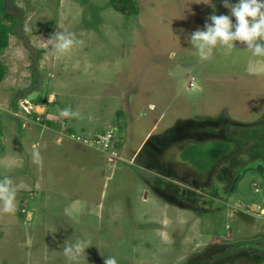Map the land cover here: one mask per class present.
<instances>
[{
    "label": "rangeland",
    "instance_id": "1",
    "mask_svg": "<svg viewBox=\"0 0 264 264\" xmlns=\"http://www.w3.org/2000/svg\"><path fill=\"white\" fill-rule=\"evenodd\" d=\"M109 2L3 1L18 28L0 55V178L17 194L0 264H76L63 248L79 239V264H264V57L191 47L223 0H136L134 17ZM62 31L82 41L63 55L47 42ZM113 131L120 156L93 147ZM215 142L231 149L208 166Z\"/></svg>",
    "mask_w": 264,
    "mask_h": 264
},
{
    "label": "clouds",
    "instance_id": "2",
    "mask_svg": "<svg viewBox=\"0 0 264 264\" xmlns=\"http://www.w3.org/2000/svg\"><path fill=\"white\" fill-rule=\"evenodd\" d=\"M207 3L211 4V0ZM223 6L229 10L230 15L210 16V22L205 24L203 30H197L189 37L191 47L195 49L200 59L208 60L219 47L232 50L236 47V42L246 45L253 56L264 57V0H238L235 4L223 0ZM53 37L47 42L61 55L82 43L70 32H56ZM114 131L120 132L119 128ZM122 141L123 138L117 139L115 135L114 147H118ZM16 194L12 179L0 178V210L8 214L14 213ZM89 243L87 239H79L71 244L65 243L63 253L71 261L79 264V258L81 254L86 255ZM104 264H117V261L114 257L105 258Z\"/></svg>",
    "mask_w": 264,
    "mask_h": 264
},
{
    "label": "trees",
    "instance_id": "3",
    "mask_svg": "<svg viewBox=\"0 0 264 264\" xmlns=\"http://www.w3.org/2000/svg\"><path fill=\"white\" fill-rule=\"evenodd\" d=\"M3 1L4 0H0V55L2 54L3 50L9 45L10 35L15 31L16 28H18V17L6 12ZM109 3H110V7H112L115 11H118L119 13L125 16L134 17L139 14L136 5V0H110ZM21 14L23 13L21 12ZM5 20H12V23L6 24ZM4 75H5V69L0 67V81L3 79ZM237 127L240 128L239 126ZM247 135L250 136V133ZM261 135L262 134L260 133V136ZM193 148L194 146L188 147L183 152L185 159L188 158L190 151ZM230 149H231L230 145L222 144L221 142H215L214 146L208 152V155L210 157L209 162L207 161L208 166L216 163L220 158L228 154ZM250 246L253 247L254 244L249 243L248 248ZM260 249L264 251V247L263 248L261 247Z\"/></svg>",
    "mask_w": 264,
    "mask_h": 264
},
{
    "label": "built area",
    "instance_id": "4",
    "mask_svg": "<svg viewBox=\"0 0 264 264\" xmlns=\"http://www.w3.org/2000/svg\"><path fill=\"white\" fill-rule=\"evenodd\" d=\"M71 138L75 139L73 136H71ZM76 140L79 142H83L84 144L88 143L87 139L81 141V139L77 138ZM114 143H115L114 131L112 133H106V134H102V135L100 133L97 135L96 144L93 143L94 144L93 147L98 149V151L102 152L105 155L106 153L110 152L109 148H110V146H112V152H110L111 155H114V156L117 155L118 156V153L114 148ZM91 144H92V142H91ZM108 159H109V157H106V161H108Z\"/></svg>",
    "mask_w": 264,
    "mask_h": 264
},
{
    "label": "crops",
    "instance_id": "5",
    "mask_svg": "<svg viewBox=\"0 0 264 264\" xmlns=\"http://www.w3.org/2000/svg\"><path fill=\"white\" fill-rule=\"evenodd\" d=\"M51 96H53V94H51ZM53 97H54V96H53ZM50 129H51V128H50ZM50 129H49L48 126H46V128H45L46 131H49ZM49 136L51 137V135H49ZM145 137H147V135H146ZM145 137L142 139V141L140 142V144L138 145V147H137V149H136L135 151H139V150L141 149V145H144V143L146 142V139H147V138H145ZM55 142H57V144H61V143H62V141H61L60 138L57 139V141L55 140ZM119 147H120V145H118V148H119ZM101 153H102V152H101ZM137 154H138V153L136 152V153L134 154L133 157H135ZM145 170H146V168H145ZM140 173L143 174V175H144V174H147L146 171H141ZM166 176H167V175H166ZM156 178H157V177H155V176L153 177V176H152V179L155 180ZM107 179H109V178H107ZM164 179H165V178H164ZM164 182H165V184L167 185V180L164 181ZM84 203H85V202H84ZM255 205H257V204H255ZM253 208H254V207H253Z\"/></svg>",
    "mask_w": 264,
    "mask_h": 264
},
{
    "label": "bare ground",
    "instance_id": "6",
    "mask_svg": "<svg viewBox=\"0 0 264 264\" xmlns=\"http://www.w3.org/2000/svg\"><path fill=\"white\" fill-rule=\"evenodd\" d=\"M37 111V110H36Z\"/></svg>",
    "mask_w": 264,
    "mask_h": 264
}]
</instances>
